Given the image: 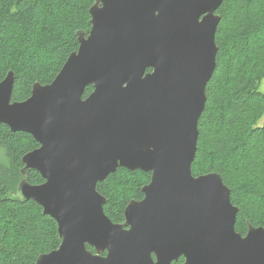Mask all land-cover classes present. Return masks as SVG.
<instances>
[{
  "label": "water",
  "instance_id": "95a60500",
  "mask_svg": "<svg viewBox=\"0 0 264 264\" xmlns=\"http://www.w3.org/2000/svg\"><path fill=\"white\" fill-rule=\"evenodd\" d=\"M224 1L96 0L51 84L13 102L14 73L0 82V125L40 144L23 174L45 182L19 193L58 224L59 249L37 264H264V227L237 232L222 176L192 170ZM120 168L152 179L115 224L97 185Z\"/></svg>",
  "mask_w": 264,
  "mask_h": 264
},
{
  "label": "trees",
  "instance_id": "16d2710c",
  "mask_svg": "<svg viewBox=\"0 0 264 264\" xmlns=\"http://www.w3.org/2000/svg\"><path fill=\"white\" fill-rule=\"evenodd\" d=\"M96 0H0V82L15 75L13 102L31 97L33 86L51 84L79 49V33L91 30ZM216 35V68L207 85L199 122L194 176L220 174L239 208L236 231L264 227V0H225ZM149 69L147 73H152ZM86 89L84 99L92 92ZM40 148L28 133L0 125V264H37L59 249L58 224L34 201L25 202L23 180L42 185V175L23 174V158ZM152 173L118 169L97 185L104 212L125 223L132 201L144 199ZM93 253L95 249L88 247ZM181 258L173 264H184Z\"/></svg>",
  "mask_w": 264,
  "mask_h": 264
},
{
  "label": "flooded vegetation",
  "instance_id": "af4514ba",
  "mask_svg": "<svg viewBox=\"0 0 264 264\" xmlns=\"http://www.w3.org/2000/svg\"><path fill=\"white\" fill-rule=\"evenodd\" d=\"M104 255H106V253H105ZM181 258H184V257H181ZM181 258H180V259H181ZM184 259H185V258H184Z\"/></svg>",
  "mask_w": 264,
  "mask_h": 264
}]
</instances>
